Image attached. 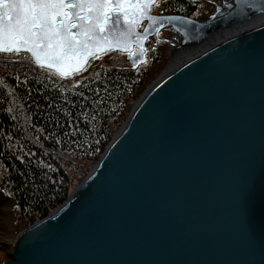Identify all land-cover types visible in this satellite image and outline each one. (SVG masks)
Segmentation results:
<instances>
[{"label":"water","instance_id":"water-1","mask_svg":"<svg viewBox=\"0 0 264 264\" xmlns=\"http://www.w3.org/2000/svg\"><path fill=\"white\" fill-rule=\"evenodd\" d=\"M150 14L160 19L145 18L142 31L137 25L140 44L168 27L170 63L174 50L181 54L132 103L66 201L17 235L3 264H234L240 257L230 185L244 151L264 139V8L222 0L201 19ZM135 39L113 48L130 52L134 68L146 59ZM0 190L13 216L16 200Z\"/></svg>","mask_w":264,"mask_h":264},{"label":"trees","instance_id":"trees-1","mask_svg":"<svg viewBox=\"0 0 264 264\" xmlns=\"http://www.w3.org/2000/svg\"><path fill=\"white\" fill-rule=\"evenodd\" d=\"M194 2L163 4L168 13L190 15L197 10ZM2 56L0 182L16 200V222L22 229L66 201L112 141L151 75L140 67L96 60L63 77L32 62L23 65L15 53ZM5 246L0 242V254Z\"/></svg>","mask_w":264,"mask_h":264},{"label":"snow or ice","instance_id":"snow-or-ice-1","mask_svg":"<svg viewBox=\"0 0 264 264\" xmlns=\"http://www.w3.org/2000/svg\"><path fill=\"white\" fill-rule=\"evenodd\" d=\"M160 3L161 0H0V54L19 55L25 51L40 67L67 77L84 70L88 57L95 59L97 53L126 46L133 35L140 44L145 37L135 28L145 18L156 24L160 18L151 15L150 9ZM241 5L264 8V0H237V6ZM184 19L191 23L187 17ZM144 51L140 44L141 56ZM230 205L241 249L234 264H264V139L250 144L236 165Z\"/></svg>","mask_w":264,"mask_h":264},{"label":"rangeland","instance_id":"rangeland-1","mask_svg":"<svg viewBox=\"0 0 264 264\" xmlns=\"http://www.w3.org/2000/svg\"><path fill=\"white\" fill-rule=\"evenodd\" d=\"M165 1L161 0V3L159 5H153L151 7V12L154 14L168 13L165 11L167 6H165V4H163ZM194 1H195L194 3L196 4L197 10L194 14H190L189 16L193 17L195 19H201V18L209 15L213 11V9L215 8V5L220 4L222 0H194ZM144 27H145V21H143L139 24V30L142 31ZM158 33H159L158 37H155L152 35L147 39V41H146V59H145V61H143L142 63H140L137 66V67L145 69L148 73H150V75H151L150 76L151 78L149 81L150 83L153 80H155L166 69V67L169 65L170 59H171V55H170L171 45L167 40L172 38V35H173L172 30L168 27H163L159 30ZM135 50H136V48L134 47V49L132 51H135ZM129 53L130 52H127V51L109 49V50H106L105 52L96 54L98 58H95V59L91 58L89 60L88 64L94 65V63H95L94 61L97 60L99 63H102L106 66H119V65L124 66V67L132 66V64L130 63V61L127 58V55ZM5 58L6 57H4V56H2V54H0V60L5 59ZM151 58H155L157 60V62H155V63L151 62ZM15 59L23 65L24 64L28 65L29 62H32L35 64V62L31 58V56L26 52H21L19 55H17L15 57ZM42 68L45 72H47L51 75H55L53 70L47 69L45 67H42ZM150 83L148 84V86L150 85ZM132 103H131V105H132ZM129 113H130V110H129ZM129 113H128V115H129ZM121 126H119V127H121ZM116 132H117V130H116ZM82 181L75 182L76 184L74 185L72 190ZM1 184H0V187L1 188L4 187V185L3 184L1 185ZM0 192H1V190H0ZM4 202L5 201L0 198V222H2L3 225L5 226V228H2V230H0V242L6 244L4 250L0 254V264H3V262L9 258V252L11 251L12 245L15 242L17 235L22 230H24L25 228H27L29 226L28 225L22 229H19L18 224L16 222L17 221L16 208L14 210V215L12 216L11 211H9L8 208L4 207V205H3Z\"/></svg>","mask_w":264,"mask_h":264},{"label":"bare ground","instance_id":"bare-ground-1","mask_svg":"<svg viewBox=\"0 0 264 264\" xmlns=\"http://www.w3.org/2000/svg\"><path fill=\"white\" fill-rule=\"evenodd\" d=\"M151 10V9H150ZM152 13V12H151ZM172 40H173V38H172ZM174 41H176V40H174ZM173 54H174V56L172 57V62H173V58H176L177 57V55H180L181 54V52H179V50H174V52H173ZM170 63V65H173V64H175V63ZM1 188V187H0ZM1 198V197H0ZM4 207H6V208H8L9 209V211H11V209H12V203H11V201H6L4 204Z\"/></svg>","mask_w":264,"mask_h":264}]
</instances>
